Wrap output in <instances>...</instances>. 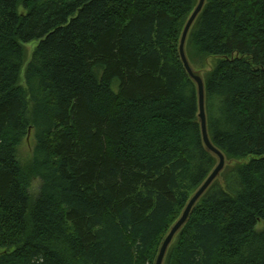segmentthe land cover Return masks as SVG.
I'll list each match as a JSON object with an SVG mask.
<instances>
[{
	"label": "trees",
	"instance_id": "obj_1",
	"mask_svg": "<svg viewBox=\"0 0 264 264\" xmlns=\"http://www.w3.org/2000/svg\"><path fill=\"white\" fill-rule=\"evenodd\" d=\"M198 1L0 0V264L155 263L218 164L178 51ZM186 51L219 59L200 72L227 166L164 264H264V0H207Z\"/></svg>",
	"mask_w": 264,
	"mask_h": 264
},
{
	"label": "water",
	"instance_id": "obj_2",
	"mask_svg": "<svg viewBox=\"0 0 264 264\" xmlns=\"http://www.w3.org/2000/svg\"><path fill=\"white\" fill-rule=\"evenodd\" d=\"M207 0H199L196 8L194 9L193 13L189 17L179 44V56L181 61L184 65V68L188 74V76L197 84L198 87V119L201 125V134L203 139V144L205 148L212 153L214 156L218 158V164L204 182V184L195 192L192 196L190 201L188 202L187 206L185 207L182 215L178 219V221L171 227L170 231L168 232L167 236L164 238L158 256L155 260L154 264H164L168 251L171 245L174 243L175 238L178 234L183 230L185 225L191 218V215L199 203V201L204 197L210 187L217 181L221 174L224 172L227 166L226 156L220 151L212 142L210 133H209V125H208V116H207V107H206V84L205 80L202 76L200 71H196L187 55L186 45L188 41L189 34L195 22L197 21L200 14L203 12Z\"/></svg>",
	"mask_w": 264,
	"mask_h": 264
},
{
	"label": "rangeland",
	"instance_id": "obj_3",
	"mask_svg": "<svg viewBox=\"0 0 264 264\" xmlns=\"http://www.w3.org/2000/svg\"><path fill=\"white\" fill-rule=\"evenodd\" d=\"M39 46L38 41H34L30 44H24V50H25V63L24 67L22 69L21 78H20V85L28 92V88L26 85V70L28 68L29 63L33 59V55L35 51L37 50ZM193 64L195 68L199 71H204L205 73L211 72L216 65L219 62V59L216 57H202L197 56L195 59H193ZM33 105L30 104V110H32ZM36 146V138H35V132L31 131L28 133V136L24 139V141L18 146L17 148V157L20 162V165L22 168L26 171H29L32 169L34 164V149ZM42 181L39 178H36L34 176H30V188L29 192L31 195V198L33 201L37 199L41 192L42 188ZM261 229V226H260ZM2 250L0 249V253Z\"/></svg>",
	"mask_w": 264,
	"mask_h": 264
},
{
	"label": "bare ground",
	"instance_id": "obj_4",
	"mask_svg": "<svg viewBox=\"0 0 264 264\" xmlns=\"http://www.w3.org/2000/svg\"><path fill=\"white\" fill-rule=\"evenodd\" d=\"M180 60H181V58H180ZM182 62V61H181ZM183 64V63H182ZM183 67H184V65H183ZM185 69V68H184ZM186 71V70H185ZM187 73V72H186ZM188 75V74H187ZM189 77V76H188ZM190 78V77H189ZM191 79V78H190ZM192 80V79H191ZM193 81V80H192ZM194 82V81H193ZM195 83V82H194ZM195 85H196V88H197V94H198V87H197V84L195 83ZM178 221V220H177Z\"/></svg>",
	"mask_w": 264,
	"mask_h": 264
}]
</instances>
